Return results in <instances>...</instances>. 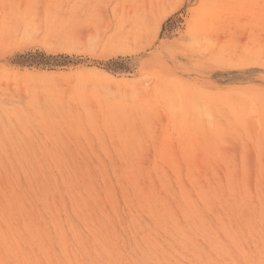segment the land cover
Segmentation results:
<instances>
[{"label":"rangeland","instance_id":"rangeland-1","mask_svg":"<svg viewBox=\"0 0 264 264\" xmlns=\"http://www.w3.org/2000/svg\"><path fill=\"white\" fill-rule=\"evenodd\" d=\"M0 264H264V0H0Z\"/></svg>","mask_w":264,"mask_h":264}]
</instances>
